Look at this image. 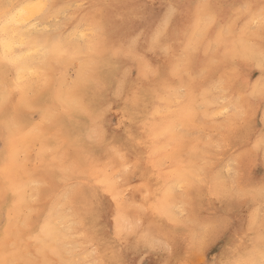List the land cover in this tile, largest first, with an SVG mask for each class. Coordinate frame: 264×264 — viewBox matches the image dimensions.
I'll list each match as a JSON object with an SVG mask.
<instances>
[{
  "label": "snow or ice",
  "instance_id": "6c2138e0",
  "mask_svg": "<svg viewBox=\"0 0 264 264\" xmlns=\"http://www.w3.org/2000/svg\"><path fill=\"white\" fill-rule=\"evenodd\" d=\"M111 7L107 0L94 3L88 0H24L23 3L5 0L0 4V81L3 86L0 103L18 97L28 111L40 112L39 122L31 126L23 125L15 118L6 121L5 145H10L18 136L26 141L22 151L10 155L29 176V192L26 197L13 200L6 222L0 224V235L4 240L0 264H49L50 256H56L58 264H79L76 249L69 246L60 256L48 244L52 237L48 218L42 221L34 218L40 211L37 205L42 197L55 196L57 201L63 202L60 205L63 207L83 191L88 176L94 171L89 147L104 142L102 121L107 109L91 108L77 92L88 88L102 91L105 83L99 76L102 68L116 71L121 83L127 84L125 61L140 66L141 76L129 103L134 108L144 105L148 109L140 121L151 140L147 156L154 172L170 178V193L184 192L203 180V166L207 161L192 166L185 162V152H201V143L216 149L222 147L219 134L214 135L210 124H221L222 120L218 118L225 117L230 111L235 116H242L238 105L229 106L226 77L213 81L211 87L200 84L207 72V67L199 62L201 51L207 56L210 67L227 60L236 50L228 47L232 34L230 25L210 38L208 48L201 46L200 38L215 22L218 5L211 0H199L196 23L190 31H185L187 38L179 51L167 43L170 24L183 28L188 23L185 6L178 0L161 4L162 14L156 5L138 0L126 15L121 16L122 23L113 21ZM247 11L248 5H244L238 13ZM153 17L158 20V27L151 32L152 49L162 58H171L163 64L148 62L137 45L140 38L138 22ZM70 21L75 22L68 31ZM250 24L264 28V6L252 13ZM239 43L245 42L241 38ZM259 64L264 72V58ZM69 65H79L74 75L63 70ZM52 92L57 94L59 109L43 103ZM252 94L264 96V75L253 86ZM34 98H38L35 104ZM75 113L87 116L91 121L81 135H73L64 127V121ZM259 143L264 147V137ZM113 151L121 160L129 155L120 148ZM96 184L119 209L123 197L120 179L106 174L97 179ZM259 196L264 199V187L259 189ZM183 207L180 204L178 211L182 212ZM66 219L67 232L84 226L76 217ZM115 219L118 233L132 227L123 213L118 212ZM229 223L230 217L224 216L203 227L194 245L197 253L205 254L203 264H216L215 260L206 258L207 249ZM248 226L250 230H259L262 247L256 257L244 264H264V208L249 218ZM25 234L31 245L21 252L17 242ZM151 244L166 247L161 240L153 239ZM95 252L93 247L89 255H95Z\"/></svg>",
  "mask_w": 264,
  "mask_h": 264
},
{
  "label": "clouds",
  "instance_id": "9594fccd",
  "mask_svg": "<svg viewBox=\"0 0 264 264\" xmlns=\"http://www.w3.org/2000/svg\"><path fill=\"white\" fill-rule=\"evenodd\" d=\"M4 2L0 0V4ZM107 2L112 5L109 11L113 21L122 23L121 16L126 15L138 0ZM147 2L156 5L162 14L163 9L159 6L167 0ZM178 2L185 6L188 23L183 28L170 24L167 43L179 51L187 38L185 31H190L196 23V4L199 0ZM211 3L218 5L215 9L216 20L201 36L202 48H208L210 38L230 25L232 34L228 47L236 50L227 60L210 67L207 66V56L201 51L199 62L207 67V72L200 84L211 87L213 81L226 77L229 106L238 105L242 116H235L230 111L225 117L218 118L222 120L221 124H210L214 135L219 134L222 147L216 149L201 143V152H185V162L192 166H200L202 160L207 161L203 166V180L184 192L170 193V178L154 172L147 156L151 140L140 121L145 118L148 109L144 105L134 108L129 103V97L135 94V86L141 76L140 66L130 60L125 61L127 84L121 83L116 71L102 68L99 72L105 82L102 91L88 88L77 92L91 108L107 109L102 121L104 142L89 147L94 171L88 176L83 191L63 207L60 206L63 202L57 201L55 196L42 197L37 205L40 211L34 219L42 221L48 218L52 231L48 244L57 250L58 255H64L71 246L77 250L79 264H97V261L99 264H203L205 254L197 253L194 249L203 227L228 216V227L210 247L217 246L218 252L209 259L215 260L216 264H244L257 256L262 247L259 230H250L248 225L249 218L264 208V199L259 196V189L264 187V147L259 143L264 137V96L253 95L252 89L264 75L259 64L264 58V28L250 24V20L252 13L264 6V0H211ZM244 5H248V11L239 14L238 10ZM74 22H69L68 31ZM138 25L140 38L137 45L145 59L153 64H163L171 59L162 58L152 49L151 32L158 27V20L153 17L138 22ZM241 38L245 42L243 45L239 43ZM78 67L69 65L63 70L74 75ZM254 71L259 72L255 80L252 79ZM37 99L34 98L32 102L37 103ZM43 103L58 109L61 107L55 92L48 94ZM11 118L31 126L39 122L40 112L28 111L18 97L0 103V224L6 222L13 200L26 197L29 192V176L14 163L10 155L17 150L22 151L25 139L18 136L10 145H5L6 121ZM90 123L87 116L75 113L64 121V127L73 135H81ZM114 148H120L129 155L121 160ZM106 174L120 179L123 197L119 209L116 202L96 184V180ZM180 204L184 206L182 212L178 211ZM118 212L127 216L132 224L130 229L119 233L115 219ZM68 216L76 217L84 226L67 232ZM153 239L164 241L166 247H153ZM30 245L27 234L17 242L21 252ZM93 247L96 249L95 255H89ZM3 252L4 240L0 235V258ZM49 264H58L57 257L50 256Z\"/></svg>",
  "mask_w": 264,
  "mask_h": 264
},
{
  "label": "rangeland",
  "instance_id": "374dc122",
  "mask_svg": "<svg viewBox=\"0 0 264 264\" xmlns=\"http://www.w3.org/2000/svg\"><path fill=\"white\" fill-rule=\"evenodd\" d=\"M13 3H15V1H13ZM218 252V247L217 246H213L212 248H210L208 250V254L206 258H211L212 256L216 255Z\"/></svg>",
  "mask_w": 264,
  "mask_h": 264
},
{
  "label": "bare ground",
  "instance_id": "6f19581e",
  "mask_svg": "<svg viewBox=\"0 0 264 264\" xmlns=\"http://www.w3.org/2000/svg\"><path fill=\"white\" fill-rule=\"evenodd\" d=\"M13 1H15V3H23L24 0H11V2L13 3ZM193 11H195V9H193ZM259 76V72L258 71H254L252 73V79L255 80L257 77Z\"/></svg>",
  "mask_w": 264,
  "mask_h": 264
}]
</instances>
